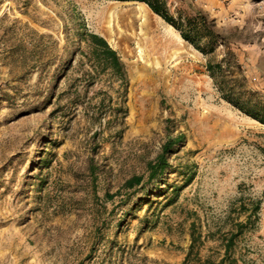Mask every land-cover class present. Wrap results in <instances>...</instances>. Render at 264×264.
I'll list each match as a JSON object with an SVG mask.
<instances>
[{
    "label": "rangeland",
    "instance_id": "1",
    "mask_svg": "<svg viewBox=\"0 0 264 264\" xmlns=\"http://www.w3.org/2000/svg\"><path fill=\"white\" fill-rule=\"evenodd\" d=\"M160 1L174 18L204 11ZM229 2L204 12L225 42L203 55L142 2L0 0V264H264V124L251 117L264 119V0L224 14ZM126 10L179 36L182 71L145 80L101 16ZM85 31L127 71L121 122L106 84L73 92L81 54L62 78ZM132 176L143 180L127 189Z\"/></svg>",
    "mask_w": 264,
    "mask_h": 264
},
{
    "label": "trees",
    "instance_id": "2",
    "mask_svg": "<svg viewBox=\"0 0 264 264\" xmlns=\"http://www.w3.org/2000/svg\"><path fill=\"white\" fill-rule=\"evenodd\" d=\"M122 2H142L156 15H158L163 21L175 29L180 37L191 44L194 49L202 53L207 54V51L213 52L217 41L225 42V39L221 33L216 30V22L214 19H209L208 15L202 11H197L194 15H181L179 13L177 18L172 17L165 10L164 5L160 0H118ZM80 44L84 45V48H78L72 52L70 60L65 64V68L62 71V78H66L68 72L72 69V62L78 54H81L87 60L88 69L80 71L79 78L73 79L71 85L75 94L79 93V88H91L95 84L107 86L117 92V97L114 101L112 96H109V102L112 103L111 113L113 118L123 121L124 114L119 117L123 110V98L125 96L128 87V76L124 64L122 63L117 52L109 45L107 40L96 33L85 31L80 35ZM229 59H234L235 56L229 51L227 53ZM237 70H240V65L236 66ZM207 69L211 77L216 78L218 74L224 76V70L221 64H213L211 61L207 62ZM61 80V79H60ZM60 85V81H57L54 89L57 90ZM122 90V93H121ZM98 94V93H96ZM104 99H100V104L104 103ZM125 113V112H124ZM252 118L258 120L264 124V119L251 115ZM174 143L168 145V149H172ZM166 164L164 154L156 157L154 162L147 163L148 178L154 179L162 172ZM143 180L142 176H132L125 182V188L132 189L135 186H139ZM260 201L256 202L255 213L259 208ZM249 220V218H247ZM232 235L225 245V253L228 252L231 243ZM194 242V239L192 240ZM199 263L196 264H225V259H220L218 262L212 259H197Z\"/></svg>",
    "mask_w": 264,
    "mask_h": 264
},
{
    "label": "bare ground",
    "instance_id": "3",
    "mask_svg": "<svg viewBox=\"0 0 264 264\" xmlns=\"http://www.w3.org/2000/svg\"><path fill=\"white\" fill-rule=\"evenodd\" d=\"M101 16L129 55L141 63L145 80L164 82L173 71L183 70L181 39L169 28L161 29L149 16L137 14L134 10L121 14L104 11Z\"/></svg>",
    "mask_w": 264,
    "mask_h": 264
},
{
    "label": "crops",
    "instance_id": "4",
    "mask_svg": "<svg viewBox=\"0 0 264 264\" xmlns=\"http://www.w3.org/2000/svg\"><path fill=\"white\" fill-rule=\"evenodd\" d=\"M204 11L203 12H211L214 11L215 14L217 13L218 16L223 14L220 9L218 11H215L214 7L217 4H222L225 0H194ZM230 1L227 7L225 8V13L224 14H229V13H240V10L243 8L242 6L244 5V0H228ZM214 16H217L215 15ZM240 14L238 15L237 18H239ZM216 21V20H215ZM239 21V20H237Z\"/></svg>",
    "mask_w": 264,
    "mask_h": 264
}]
</instances>
